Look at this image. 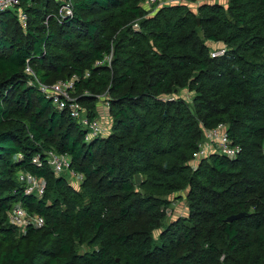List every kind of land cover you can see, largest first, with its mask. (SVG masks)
<instances>
[{
    "label": "trees",
    "instance_id": "1",
    "mask_svg": "<svg viewBox=\"0 0 264 264\" xmlns=\"http://www.w3.org/2000/svg\"><path fill=\"white\" fill-rule=\"evenodd\" d=\"M196 1L151 14L144 0H72L71 17L44 25L56 5L34 0L21 4L26 29L16 10L0 12V264H264V0L195 14ZM27 66L41 84L72 81L89 120L105 93L109 132L88 139L68 106L28 83ZM181 90L191 103L173 97ZM219 124L240 155L192 167ZM49 151L69 170L55 174ZM65 172L83 176L78 189ZM19 173L43 179L41 198ZM182 192L187 217L165 223ZM18 203L43 227L10 225Z\"/></svg>",
    "mask_w": 264,
    "mask_h": 264
},
{
    "label": "built area",
    "instance_id": "2",
    "mask_svg": "<svg viewBox=\"0 0 264 264\" xmlns=\"http://www.w3.org/2000/svg\"><path fill=\"white\" fill-rule=\"evenodd\" d=\"M33 1L34 0H0V12L17 9L19 11L17 14L18 20L22 25V27L26 28L27 14L22 9L21 4L30 7ZM51 1L63 3L61 8L62 10L60 11L58 17L59 22L72 16L73 14L72 3H71L72 0H51ZM186 1L187 0H144V3L147 6H151L157 3V8H160L167 4L170 5L185 4ZM222 54H223V50H221L219 53L217 52L210 53L211 57L213 58L218 57ZM110 60H111V53L105 56V62L109 64ZM99 64L100 63H97V65ZM25 71L31 76L34 75L33 71L30 69L29 66L26 67ZM69 82L64 83L62 85L72 89L73 82L72 81ZM29 84H31V82ZM38 88L41 92L46 94L49 97V99H52L53 103L59 109L62 110L68 106L70 117L78 121V123H80L82 128L85 129L88 139L102 136L104 129H102L103 127L101 125L102 122H100L99 118L94 120H89L88 117L86 115L84 116L83 112L79 110L77 104L72 102L71 99H69L65 94L50 95L45 92V90L42 88V85H39ZM66 101L68 102V104L66 103ZM106 105H107V109L109 110V106L107 102ZM204 136L208 144L206 145V147L201 146V144L198 145V150L194 153L193 160L191 163L200 161L201 159L211 154H218L219 156H224L227 159L234 160L241 153V148L239 146L233 145L232 142L230 141V138L227 133V129L223 124H219L217 127L212 129H205ZM262 150L264 152V142L262 145ZM41 156L42 154L39 153L34 154L31 159L32 163L37 166H40ZM19 158H21L20 155ZM45 160H46L45 163L53 170L55 174H59L64 170L67 171L69 170V161L65 155H59L53 153L52 151H49L46 153ZM74 176L75 178L79 179L81 183L83 176L81 174H77ZM19 181L26 182L27 187L25 189V193L30 194L31 192L35 191L38 198H41L45 187L43 179H37L26 173L19 176ZM7 220L10 225L15 226L22 231H24L28 227L39 229L42 228L44 225V220L42 217L38 215H33V216L29 215L27 211L19 203L14 205L11 211L8 212Z\"/></svg>",
    "mask_w": 264,
    "mask_h": 264
},
{
    "label": "rangeland",
    "instance_id": "3",
    "mask_svg": "<svg viewBox=\"0 0 264 264\" xmlns=\"http://www.w3.org/2000/svg\"><path fill=\"white\" fill-rule=\"evenodd\" d=\"M54 3L56 5V10L53 11L52 14H49L46 17V19L43 21L44 25H47V23L49 22V20L51 18L57 19L59 17V13L62 10L61 8H62L63 3L62 2H54ZM204 3L205 4L206 3L207 4L220 3L223 5H226L225 0H198L196 2H192L189 4L187 3V5H188V8L193 13L197 14L198 6H200ZM147 9L150 10L151 14L156 10L154 8H151L150 6H147ZM15 10L17 11V14H18L19 11L17 9H15ZM21 27H22V25H21ZM23 29H26V28H23ZM208 44L211 45L210 43H208ZM222 48L223 47L221 44L212 45V51L213 52L219 53ZM30 82L35 86L42 85V88L45 90V92L47 94H50V95H52V94H54V95L65 94L69 99H71L72 102L77 104V107L79 108V110L81 112H83V115L84 116L86 115L88 117L87 109L82 104H80V101L77 98L76 92L72 91V89H70V88H67V86L62 85V84L67 83V82L58 81V82L51 84V85H44V84H41L39 82V80L35 78V75H33V76L30 75V79H29L28 83H30ZM83 95L87 96L88 94L86 95V93L84 92ZM176 95L177 96H173V97L174 98L180 97L185 102L191 103L193 93L189 92L188 90H181ZM106 102H107V95L104 93L101 96L97 97V101L95 103L97 114L99 116V120H100V122H102L101 123V125L103 126L102 129H104L102 136H105L109 132L110 126H111V118L109 116V110L107 109ZM102 136H99V137H102ZM200 144L203 147H206V145L208 144L206 141V138L204 136V133H203V138H202ZM198 162L199 161L191 163L192 167H196ZM63 174H64L65 178H67V181L69 182V184L78 189V187L80 185L79 179L75 178V176L73 174H71V172H65ZM21 175H22V173H19L18 177ZM181 194H182L181 195L182 199L178 200L174 197L169 198L171 200V205L165 212V223H168V222L180 219V218H186L187 217V215H188V204L185 200V192H182ZM155 235H157V232L155 233Z\"/></svg>",
    "mask_w": 264,
    "mask_h": 264
},
{
    "label": "water",
    "instance_id": "4",
    "mask_svg": "<svg viewBox=\"0 0 264 264\" xmlns=\"http://www.w3.org/2000/svg\"><path fill=\"white\" fill-rule=\"evenodd\" d=\"M245 214L241 213V214H237V215H233V216H229L225 222H232L233 220L239 219L241 217H243Z\"/></svg>",
    "mask_w": 264,
    "mask_h": 264
}]
</instances>
